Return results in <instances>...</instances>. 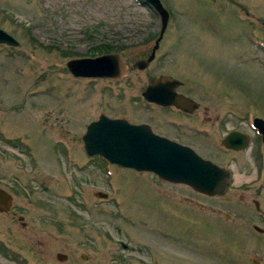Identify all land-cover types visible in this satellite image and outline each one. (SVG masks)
<instances>
[{
	"label": "rangeland",
	"instance_id": "obj_1",
	"mask_svg": "<svg viewBox=\"0 0 264 264\" xmlns=\"http://www.w3.org/2000/svg\"><path fill=\"white\" fill-rule=\"evenodd\" d=\"M160 2L169 14L162 46L140 70L132 64L149 54L160 27L142 0H0V28L19 42L0 44V178L25 223L11 231L0 217L21 256L0 255V264H264L262 145L227 153L208 150L203 139L191 143L233 171L232 189L216 197L84 152L90 121L101 113L141 120L133 113L144 106L141 90L152 75L171 71L193 87L200 110L203 92L220 103L219 137L232 129L257 136L251 120L264 119V0ZM103 49L120 54L122 77L67 70L68 60Z\"/></svg>",
	"mask_w": 264,
	"mask_h": 264
},
{
	"label": "water",
	"instance_id": "obj_2",
	"mask_svg": "<svg viewBox=\"0 0 264 264\" xmlns=\"http://www.w3.org/2000/svg\"><path fill=\"white\" fill-rule=\"evenodd\" d=\"M159 16V36L150 56L146 60H137L133 67L144 69L154 58L155 49L166 29L169 14L160 0H143ZM0 44L18 46L19 42L0 28ZM66 67L74 77H121L125 71L118 53H106L95 57L70 59ZM180 83L169 76L153 78L143 96L146 100L161 105L180 106L185 99L180 94L171 98V83ZM253 126L262 134L264 144V120L255 118ZM83 147L87 155H100L110 163L136 171L155 173L159 178L177 184H185L194 191L207 195H223L229 188V172L209 159L198 155L192 148L181 145L154 134L146 125L131 124L126 119L111 118L101 114L97 120L90 122L82 136ZM249 137L245 133L231 131L224 137L222 144L234 150L247 147ZM96 195L106 198L107 194L98 191ZM11 195L0 188V211L9 209ZM262 232V229L255 226ZM63 260L65 254L58 253ZM87 259L86 254H80Z\"/></svg>",
	"mask_w": 264,
	"mask_h": 264
},
{
	"label": "flooded vegetation",
	"instance_id": "obj_3",
	"mask_svg": "<svg viewBox=\"0 0 264 264\" xmlns=\"http://www.w3.org/2000/svg\"><path fill=\"white\" fill-rule=\"evenodd\" d=\"M156 40H157V38L154 39V44L152 45L149 54H147L146 57H143L142 60H146L150 56V54L153 50V47L156 44ZM161 46L162 45H160V41H159L158 46L155 49L154 58L147 64V66L144 68L145 70L150 68L151 63L156 58V51H158ZM109 51H110V49L109 50L105 49L103 52L110 53ZM172 73H173L172 71H171V75L158 73L156 75H152L150 77V79H148V82H147L145 88L143 90H141L140 95H139L140 101L144 106L139 108L140 110L135 107L136 109H134V112H133V113H135V115L136 114L142 115V117H137L138 119H141V120L130 121L124 117H112V118L126 119L131 124L146 125L154 134L161 136V137H164L166 139H169L171 141H174L176 143H179L181 145L191 147L195 151H196V148L192 144H193V142L198 141L199 139H203L206 142L205 147L208 150H210L211 149L210 147L212 146L213 148H217L221 152L224 151L227 153H237V152L243 151L244 149L243 150H234L231 148H227L222 144L224 137L230 131H234V129L228 131L227 133H225L221 137L218 136L219 134L217 132L220 130L219 124H220V120H221L220 117L221 116L219 115V112L216 110L215 107H218V104H220V103L217 100L209 99L208 94H206V92L201 93L200 94L201 98L205 104L201 107L202 108L201 110H203V113H202V111L199 109L200 108L199 102H198V100H196L195 95H193V92L191 91L193 87L190 88V86L188 84H186L184 81H182L181 79L174 76ZM160 76H170L171 79H175V80H178L180 82L178 85L175 82L171 83V98H172V96L174 98L175 94H180L185 99V101H183L180 106H176L172 103H171V105H161V104H158L155 102H150L143 97V93L146 90L147 86L149 85L150 81L153 78L160 77ZM107 79L116 80L117 78H107ZM139 97H138V100H139ZM212 101H214V102H212ZM212 103L215 105L214 107H212V109L214 108L213 113L211 111V114H208L209 108H210L209 104H212ZM175 113L178 114V116ZM101 114H103V113H101ZM101 114H99V116ZM201 114H202V116H201ZM193 117L197 118L198 120H191V118H193ZM254 118H255V116L252 117V120ZM87 125H86V127H87ZM85 130H86V128H85ZM253 130H254L255 134H257V136L253 135L254 138H252L250 135H248V137H249L248 147L251 143L255 142L256 147L258 145H262V147L264 148V144L262 142V135L258 133L257 129L253 128ZM236 131H238V130H236ZM257 137H258V139H257ZM93 158H101V157L100 156L89 157V159H93ZM213 162H214V160H213ZM214 163L221 166L216 161ZM227 166L229 167L228 169L230 170V177H229L230 187L228 188V190H229V189H232V186H233V181H232L233 171H232L230 165H227ZM162 181L171 183V182L166 181V180H162ZM0 188L5 190L9 195H11V203H10L9 210L4 211V212L0 211V217L5 216L7 218L6 220H8V228L11 231H13L15 229L14 225L16 224V222H18L22 226H25V223L23 222L24 216L21 213H19L18 211H16L15 202H14L15 201L14 195L12 192L9 191V188L7 186H5V180L3 178H0ZM228 190H227V192H228ZM225 194H223V195H225ZM223 195H216V196H223ZM205 196H207V195H205ZM216 196H209V197H216ZM254 205H255V208H257V209L259 208V203L257 200H254ZM253 228L255 229V226ZM0 230H1L0 232L7 233V234L4 233V235H3L4 237L5 236L7 237L6 239L2 235L0 237V255L4 258L10 259V260H16V259L21 260V256L16 255L15 250L12 249L11 232L9 230L5 231L4 229H0ZM262 232H263V230H262Z\"/></svg>",
	"mask_w": 264,
	"mask_h": 264
},
{
	"label": "trees",
	"instance_id": "obj_4",
	"mask_svg": "<svg viewBox=\"0 0 264 264\" xmlns=\"http://www.w3.org/2000/svg\"><path fill=\"white\" fill-rule=\"evenodd\" d=\"M106 49H108L109 46H104Z\"/></svg>",
	"mask_w": 264,
	"mask_h": 264
}]
</instances>
